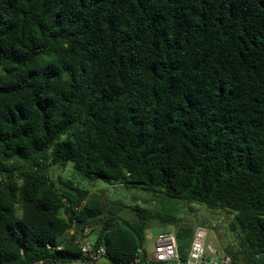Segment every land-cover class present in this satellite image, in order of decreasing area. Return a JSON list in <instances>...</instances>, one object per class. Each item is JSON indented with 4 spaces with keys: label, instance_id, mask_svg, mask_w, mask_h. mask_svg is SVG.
<instances>
[{
    "label": "trees",
    "instance_id": "trees-1",
    "mask_svg": "<svg viewBox=\"0 0 264 264\" xmlns=\"http://www.w3.org/2000/svg\"><path fill=\"white\" fill-rule=\"evenodd\" d=\"M68 163L226 210L232 264H264V0H0V264L87 262L76 238L94 234L127 264L150 220L185 261L192 227L103 219L97 195L49 177Z\"/></svg>",
    "mask_w": 264,
    "mask_h": 264
},
{
    "label": "rangeland",
    "instance_id": "rangeland-1",
    "mask_svg": "<svg viewBox=\"0 0 264 264\" xmlns=\"http://www.w3.org/2000/svg\"><path fill=\"white\" fill-rule=\"evenodd\" d=\"M48 174L56 184H59V181L70 183L87 191L89 195H97L102 206L103 213L101 216L103 219L111 217L119 225H123V222L131 224L138 220L137 209H146L152 213L171 214L180 219V224H186L193 229L198 226L204 227L207 231V244L213 246L219 254L228 255V249H231L234 253L240 249L239 234L229 229L232 214L224 209H209L202 204L177 201L165 194L145 191L137 186L112 185L98 179L84 180L74 171L72 163H68L65 168L50 166ZM17 214H20L18 207ZM148 224L150 226L145 230V242L141 248L150 253L152 241L163 227L159 226L158 222L154 220L148 221ZM71 234H75V229L69 231L66 237ZM83 234L86 236L84 232ZM94 235H90V243L94 242ZM83 240L79 236L76 238V242H79L78 245ZM228 256L230 257V255ZM69 264H107V262L100 259L95 262L77 261Z\"/></svg>",
    "mask_w": 264,
    "mask_h": 264
},
{
    "label": "built area",
    "instance_id": "built-area-1",
    "mask_svg": "<svg viewBox=\"0 0 264 264\" xmlns=\"http://www.w3.org/2000/svg\"><path fill=\"white\" fill-rule=\"evenodd\" d=\"M76 208L75 211H79ZM86 236L89 234L84 229ZM89 235L79 245L81 256L88 262H95L102 259L106 250L103 246H95L89 242ZM207 231L204 227L198 226L194 229L192 238L187 248L185 261L180 257L178 242L170 225H165L154 237L150 253L144 249L127 264H232L228 255L219 254L217 250L207 244Z\"/></svg>",
    "mask_w": 264,
    "mask_h": 264
}]
</instances>
